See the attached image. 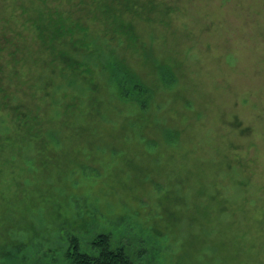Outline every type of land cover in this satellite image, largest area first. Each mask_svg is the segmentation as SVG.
<instances>
[{"label": "rangeland", "instance_id": "rangeland-1", "mask_svg": "<svg viewBox=\"0 0 264 264\" xmlns=\"http://www.w3.org/2000/svg\"><path fill=\"white\" fill-rule=\"evenodd\" d=\"M104 234L264 264V0H0V264Z\"/></svg>", "mask_w": 264, "mask_h": 264}, {"label": "trees", "instance_id": "trees-1", "mask_svg": "<svg viewBox=\"0 0 264 264\" xmlns=\"http://www.w3.org/2000/svg\"><path fill=\"white\" fill-rule=\"evenodd\" d=\"M119 14L120 12L117 9L109 6L108 8L102 9L101 16L103 18H110L117 20ZM59 21L65 27V31H68L70 28H74L72 25L66 26L65 24H63L62 19H60ZM121 26L122 24L118 23L116 25L115 30L113 29L114 31L111 32V34H115V38L118 36V34H120ZM38 33L41 38L43 39H46V37L48 38L47 35L45 36V31L42 28H40ZM85 38H86L85 33H83V36H81L80 34V39L78 41L79 44L82 43L83 46H85L84 44ZM130 38L131 40H134L133 36H131ZM62 40H65V38H62ZM61 45L63 46V48H66L65 43H61ZM68 47L70 48V51H72L73 43L70 42L68 44ZM66 65H68L67 67L70 70L76 71L77 67L72 65L68 60H66ZM93 248H95V250L97 251L90 253L89 251H86L85 248H83L80 239L70 238L69 242L67 243V247H65L63 252L60 254L61 260H59L57 264H133V259L130 257V255H127L125 249L122 246H117L114 245L113 242H110L106 234L98 235L95 237L93 241ZM51 256H50V260L54 261L55 258L53 257L54 259H52ZM48 263L50 264L51 261H48Z\"/></svg>", "mask_w": 264, "mask_h": 264}]
</instances>
